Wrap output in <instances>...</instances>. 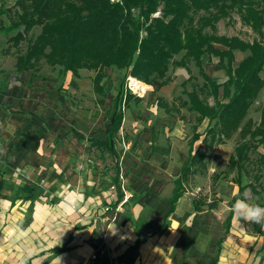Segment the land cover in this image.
<instances>
[{"label": "trees", "instance_id": "trees-1", "mask_svg": "<svg viewBox=\"0 0 264 264\" xmlns=\"http://www.w3.org/2000/svg\"><path fill=\"white\" fill-rule=\"evenodd\" d=\"M160 7L161 17L153 18ZM136 8L137 16L132 13ZM235 11L246 26L259 34V39L248 43L239 37L215 34V24ZM10 12L8 24L0 19V36L8 38L10 49L20 51L14 65L17 76L32 72L31 78H38L43 62L59 68L64 78L81 70L94 71L95 95L104 105V70L124 71L107 142L102 144L111 153L124 117L126 79L135 78L150 86L160 82L164 87L172 83V67L189 68L192 63L197 67L199 76L191 75L180 86L187 99H179V105L171 107L158 99L165 112L186 109L197 114L198 125L207 124L203 133H195L190 140L189 157L174 179L164 224L154 234L168 229L169 218L192 178L205 175L212 154L233 139L238 140L228 166L236 171L234 183L239 192L231 204L244 199L248 189L254 195L264 193V154L259 150L264 145V106L259 121L249 118L252 107L264 98V0H142L138 7L132 0H16L15 11ZM209 27L213 33L205 31ZM35 28H40V34L32 38L30 33ZM25 42L26 50L22 52ZM236 51L249 55L235 69ZM179 55L181 59L176 60ZM205 55L219 59L227 75L225 82L205 73ZM198 141L203 142L204 149H195ZM221 176L222 173L213 174V185ZM245 178L249 180L247 185ZM117 190L115 206L123 198L120 188ZM219 203L217 198L210 202L200 198L194 201V207L196 211L205 207L211 211ZM66 250L59 248L55 254Z\"/></svg>", "mask_w": 264, "mask_h": 264}, {"label": "crops", "instance_id": "crops-1", "mask_svg": "<svg viewBox=\"0 0 264 264\" xmlns=\"http://www.w3.org/2000/svg\"><path fill=\"white\" fill-rule=\"evenodd\" d=\"M213 59L210 56L203 58L205 73L223 83L226 80L217 74L226 72L219 65V60L215 62ZM240 63V60H235L233 67L238 68ZM185 70L170 73V76L175 74L171 78L172 82H178V87L191 75L199 76L196 66ZM33 80H39V77L29 76L26 81L31 83ZM142 84L150 88V85ZM6 86L3 88H8ZM136 93L141 96L137 101H142L147 91ZM182 111L165 113L175 116ZM122 112L125 116L123 109ZM114 113L108 123V132ZM191 114L194 115L189 112ZM12 115L25 125L16 127L17 133H27L30 128L28 126L25 130L28 123L26 113L17 111ZM194 117L196 124L193 127L198 128L197 114ZM206 124L201 131L195 129V133H203ZM8 131L6 129L9 147L4 149L0 161V264H58L55 256H62L63 264H264V221L248 222L233 214L231 202L238 194L239 186L233 179L228 184L229 193L221 192L224 184L218 186V183L226 174H222L216 184L219 191L215 186V195L212 193L213 198L220 201L217 209L209 211L205 207L196 211L195 200L207 198L210 202L212 199L200 194V189L190 190L188 186L169 218L168 229L163 234H154L164 224L173 182L188 160L190 141L185 161L177 170L173 167L178 160L173 159L178 140L171 146L170 153L164 141L147 161L136 162L132 158L127 164L126 174L133 198L128 201L124 195L122 201L127 203L124 212L117 213L118 195L108 203L105 191H92L93 188L87 185L88 174L84 168L83 171L71 169V177L60 173L69 154L64 149L66 146L58 152L57 161L49 164V160L42 156L44 147L39 136L33 133L29 140L24 141L23 147H14L20 143L10 140L12 134ZM108 132L105 138L94 142L99 150L109 151L102 145L107 142ZM230 143L221 145L227 164L235 148V144ZM195 149H204L203 142L198 141ZM84 161L79 159L78 165L84 164V167ZM72 162L71 156L67 166ZM230 170L235 176L236 171ZM24 176L32 177L40 184H29ZM220 193L225 195L222 197ZM244 199L264 206V193L254 195L248 189ZM106 207L116 211L105 214ZM99 215L103 216L100 220ZM63 247L67 248L65 252L55 254V250Z\"/></svg>", "mask_w": 264, "mask_h": 264}, {"label": "rangeland", "instance_id": "rangeland-1", "mask_svg": "<svg viewBox=\"0 0 264 264\" xmlns=\"http://www.w3.org/2000/svg\"><path fill=\"white\" fill-rule=\"evenodd\" d=\"M111 2L121 3L122 0H111ZM132 2L138 7L142 0H132ZM15 3L16 0H0V19H3L7 24L10 19V11H15ZM132 13L137 16L139 9L132 10ZM201 14L195 16L196 20ZM159 17H161V7L153 15V18ZM205 31L213 33L210 27ZM39 34L40 28H35L30 33V37L35 38ZM215 34L220 37H239L248 43L253 42L254 39H259V34L246 26L236 11L231 12L230 17L221 19L215 24ZM215 47L226 50L225 47L220 45ZM25 50L26 42L22 44L21 48L22 52H25ZM18 52L20 51H17L14 47L10 49L8 38L0 36V161L3 159L4 149L7 146L9 147L7 139L9 135H7L6 129L9 130V133L11 131L10 140L14 139V142L20 143L17 146L12 143L14 147H23L24 141L29 140V135L36 134L40 137L39 141L43 143L42 156L49 160V164L57 161L58 152L66 146L64 149L69 154L66 156L68 158L61 170H59L60 173L71 177V172H69L71 169L79 168L83 171L84 168L88 174V177L86 176L88 179L87 185L89 184L88 186L93 188L92 191H105L108 203L116 199L118 188H120L122 194L124 193L125 197H129V201L133 196L129 191L130 185L127 182L126 170L127 164L132 158L136 162L147 161L156 153L158 146L163 144L164 141L167 142L166 149L170 153L171 146L175 144V140H178L179 146H176V150H174L176 155L173 159V161L178 160L173 167V170H177L185 161L189 148L188 142L195 133V129L201 131L205 126L204 123L201 126H199L200 124L197 125L198 128L193 127L196 124L195 114L189 115L186 109H182L181 114L183 115L169 116L170 114L165 113L164 109L159 106L157 98H162L168 105H179V99H187L175 80L164 87L161 86L160 82H155L150 88L143 84L147 94L143 96L142 101H137L141 96L136 92H145L133 88L132 84L135 79L128 77L122 108L125 116L122 129L119 130L120 133L115 140L114 154L106 150H99L94 142L106 137L105 133L108 132V123L115 110V99L121 86L124 71L108 68L104 70L105 80L102 85L106 94V101L104 105H101L95 95L94 78L96 74L94 71L81 70L77 75L69 73L64 78L63 72L59 68L53 69L43 62L41 71L38 73L39 80H33L30 83L26 80L32 72L20 76L15 74L14 65ZM234 55H236L235 60L242 62L249 53L236 51ZM208 56L205 55L204 57L207 59ZM180 59L181 55L176 57V60ZM213 60L216 62L219 59L214 57ZM190 66L189 68L172 67L171 72L174 70L177 72L185 69L191 70L195 64L192 63ZM174 75V73L171 74L173 78ZM220 76L223 80H227L225 73L217 74V77ZM6 84L8 88H3ZM210 104L213 105L212 99H210ZM263 106L264 98H260L252 107L249 118L259 121ZM17 111L26 113L25 117L28 119V123L25 130L28 129V126L30 128L27 133L20 135L17 133L18 129L16 127L25 125L12 115L13 112ZM237 140V138L231 140L230 144H236ZM200 148H203V146H200ZM259 150L264 154V145ZM71 156L73 162L67 166L68 159ZM225 156L222 147H218L209 159L206 174L193 177L189 189H200V194H206L213 199L212 193H215V185H213L212 176L215 173H222L226 174V177H222L221 182H224L218 183V186L224 184L221 192L227 195L230 189L228 184L233 181L236 175L234 176V172L228 167L227 159H224ZM32 157L35 158L36 155ZM79 159L85 160L86 165L84 167H82L84 164L78 165ZM72 165L76 166L71 167ZM28 176L24 177H27L25 180L29 184L32 183L37 186L40 184V182ZM244 182L246 184L249 180L245 178ZM218 186H216V191ZM225 194H221V196L223 197ZM49 198L53 201L52 197ZM125 204L127 203H124L121 210L116 211V209L106 207L104 212L105 214L112 212L111 210L117 213L124 212ZM102 217L99 215L98 219L100 220Z\"/></svg>", "mask_w": 264, "mask_h": 264}, {"label": "clouds", "instance_id": "clouds-1", "mask_svg": "<svg viewBox=\"0 0 264 264\" xmlns=\"http://www.w3.org/2000/svg\"><path fill=\"white\" fill-rule=\"evenodd\" d=\"M233 214L239 219L247 220L248 222L259 223L264 221V206L255 203H249L246 199H237L231 204L230 209ZM58 264H63L62 256H55Z\"/></svg>", "mask_w": 264, "mask_h": 264}, {"label": "bare ground", "instance_id": "bare-ground-1", "mask_svg": "<svg viewBox=\"0 0 264 264\" xmlns=\"http://www.w3.org/2000/svg\"><path fill=\"white\" fill-rule=\"evenodd\" d=\"M131 83H132V79H131ZM132 85H133V88L135 87L138 90H141L143 92H146V88L144 87V85L140 81L134 80V82H133ZM133 91H135V90H133Z\"/></svg>", "mask_w": 264, "mask_h": 264}, {"label": "built area", "instance_id": "built-area-1", "mask_svg": "<svg viewBox=\"0 0 264 264\" xmlns=\"http://www.w3.org/2000/svg\"><path fill=\"white\" fill-rule=\"evenodd\" d=\"M139 94V93H138ZM123 199H124V195H123ZM129 197H125V200H128ZM125 202L121 201L116 207H118V210L122 209V206L124 205ZM108 210V209H107ZM95 258V257H94Z\"/></svg>", "mask_w": 264, "mask_h": 264}]
</instances>
